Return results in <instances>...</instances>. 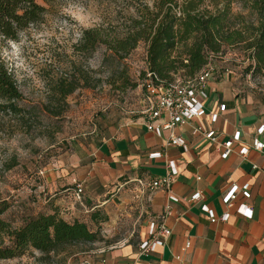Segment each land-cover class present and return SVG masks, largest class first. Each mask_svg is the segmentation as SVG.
Listing matches in <instances>:
<instances>
[{"label": "crops", "instance_id": "0c3cea01", "mask_svg": "<svg viewBox=\"0 0 264 264\" xmlns=\"http://www.w3.org/2000/svg\"><path fill=\"white\" fill-rule=\"evenodd\" d=\"M227 78H211L205 113L174 129L186 149L164 147L169 133L157 136L140 117L122 118L111 135L99 138L95 147L81 145L67 163L50 173L48 187L53 194L37 212L56 213L66 221H87L98 210L113 224L127 221L128 237L110 246L99 263L264 264V147L255 148L257 141L264 143V132L258 134L264 126V87L252 90ZM213 114H217L215 121ZM193 126L214 130L219 142L235 132L239 139L223 159L215 143L191 133ZM241 148H247L244 157L238 154ZM155 151H165L175 164L171 192L177 201L170 202L165 217L170 235L153 252L142 255L139 244L147 237L148 224L158 220L169 200L165 189L142 194L139 187V181L147 183L164 174L163 159L149 158ZM75 182L83 185L81 205L72 195ZM234 185H247L249 197L237 192L228 205L223 197ZM196 192L199 199L189 201ZM203 205L217 218L215 222L201 209ZM224 214L227 217L222 221L219 218Z\"/></svg>", "mask_w": 264, "mask_h": 264}, {"label": "rangeland", "instance_id": "374dc122", "mask_svg": "<svg viewBox=\"0 0 264 264\" xmlns=\"http://www.w3.org/2000/svg\"><path fill=\"white\" fill-rule=\"evenodd\" d=\"M210 1L205 0L204 6L212 8ZM36 2L44 8L42 19L22 30L15 41L5 42L1 54L21 95L12 107L0 109V202L8 205L2 218L11 228L48 203L53 194L49 175L67 163L71 153L86 143L95 147L99 138L111 135L119 121L130 116L129 110L138 105L137 85L146 69L143 41L123 58L108 56L103 45L91 53L77 46L87 29L123 36L129 18L152 0ZM231 8L248 14L242 0H232ZM240 48H227L211 58L217 73L228 68L227 79L233 78L237 86L264 87V75L251 79L245 75ZM175 76L182 77L181 71ZM112 222L87 223L98 232L95 242L48 254L28 248L20 256L0 259V264H100L110 246L128 237L127 221ZM116 225L119 228L114 229Z\"/></svg>", "mask_w": 264, "mask_h": 264}, {"label": "trees", "instance_id": "16d2710c", "mask_svg": "<svg viewBox=\"0 0 264 264\" xmlns=\"http://www.w3.org/2000/svg\"><path fill=\"white\" fill-rule=\"evenodd\" d=\"M231 2L211 0L212 8H208L205 0H152L151 5H143L135 17L129 18L123 36L87 29L77 49L91 53L97 45H103L110 52L108 56L123 58L143 41L146 69L141 81L148 73L156 85L192 78L212 57L234 47H241L246 76L264 75V0H242L247 15L234 13ZM43 13L36 0H0V109H9L21 97L2 61V48L40 21ZM180 71L182 77L175 76ZM126 86L123 82L121 88ZM7 207L6 202H0V259L20 256L28 248L48 254L68 245L95 242L98 232L87 223L107 219L98 210L92 211L87 221H66L56 213L37 212L23 219L19 227L11 228L2 218Z\"/></svg>", "mask_w": 264, "mask_h": 264}, {"label": "built area", "instance_id": "2783aa9c", "mask_svg": "<svg viewBox=\"0 0 264 264\" xmlns=\"http://www.w3.org/2000/svg\"><path fill=\"white\" fill-rule=\"evenodd\" d=\"M212 62L205 64L192 78L183 80L176 78L167 85L154 84L147 73L146 78L138 85L140 95L136 108L129 110L130 116H137L144 120V125L148 131L154 132L157 136H161L163 131L169 133L168 138L164 141V147L177 146L186 149V143L183 139L174 134V129L177 126L188 123L194 117H200L205 113L204 101L208 97L207 84L211 78H222L228 76L231 72L228 68L219 71ZM251 79V75L247 74ZM252 87L254 83H251ZM217 114L212 115V120L215 121ZM264 132V126L258 128V134ZM192 134H202L209 142L215 143L220 151L221 158H227L231 151L232 144L239 139V132H235L232 138L219 142L214 130H205L201 126L191 127ZM264 143L257 141L256 149H262ZM238 154L242 157L246 156L247 148H241ZM149 158H162L164 162V174L148 181L147 183L139 181V187L144 194L146 190L165 189L169 194L168 203L164 207V212L158 220H151L148 224L149 231L146 239L139 244V250L142 255H147L155 250V245L163 244L170 235V230L165 224V217L169 213L170 202L177 201V198L171 192V185L177 175V169L173 160H170L165 151H155L149 154ZM252 168H256L252 165ZM74 200L81 205V197L83 193V185L80 182H75L72 188ZM237 192H241L245 197H249L248 187L244 185L238 187L234 185L228 193L223 197V202L230 205L231 201L236 198ZM199 193H195L189 197V201L199 199ZM242 205L239 207L241 209ZM201 209L208 213L210 221L215 222L217 218L213 213L202 206ZM227 214L222 215L219 219L226 220ZM100 264H105L101 261Z\"/></svg>", "mask_w": 264, "mask_h": 264}]
</instances>
